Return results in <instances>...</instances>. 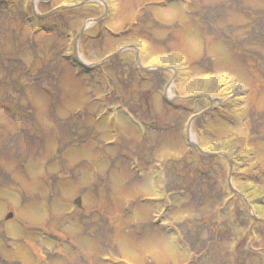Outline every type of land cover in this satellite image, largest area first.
Masks as SVG:
<instances>
[{"label":"rangeland","instance_id":"1","mask_svg":"<svg viewBox=\"0 0 264 264\" xmlns=\"http://www.w3.org/2000/svg\"><path fill=\"white\" fill-rule=\"evenodd\" d=\"M19 1L0 0V13L27 18L37 0ZM80 1L52 0L40 8L55 11L43 22H11L18 41L8 34L0 46V264H264V141L247 144L253 109L264 111V62L257 56L264 45L242 44L247 23L264 32V0H106L101 31L87 30L77 41L87 66L73 44L85 22L86 29L96 25L101 8L91 2L64 10ZM35 25L43 31L33 51L20 44ZM221 35L241 41L233 46ZM18 43L17 62L9 54ZM130 46L135 51H120ZM201 58L212 60L211 71L186 67ZM11 64L18 72L7 75ZM166 66L175 71L147 70ZM215 91L231 92L235 101L230 96L232 105L222 107L225 119L211 111L196 126L199 146L229 155L241 149L240 172L259 179L238 186L260 221L248 219V233L226 209L222 227L231 239L196 254L178 225L203 217L211 223L215 207L209 200L204 208L197 199L190 204L177 191L171 162L182 182L191 185L196 169L227 194L226 163L197 162L187 143L191 115L209 107L188 98L207 94L215 106L223 103ZM79 197L82 208L74 205Z\"/></svg>","mask_w":264,"mask_h":264},{"label":"trees","instance_id":"2","mask_svg":"<svg viewBox=\"0 0 264 264\" xmlns=\"http://www.w3.org/2000/svg\"><path fill=\"white\" fill-rule=\"evenodd\" d=\"M12 2L14 0H11ZM21 1V0H20ZM19 1V2H20ZM2 7H4L3 3H2ZM46 9L49 7V4L47 3H43L39 5V10L40 8ZM84 6H81L80 8L83 9ZM101 8V7H100ZM1 9V8H0ZM102 10V8H101ZM101 14V12H100ZM99 14V15H100ZM18 14H15V12H12L8 9H2L1 13H0V30L3 31L1 33L0 36V46L2 45V40L4 39V37L7 34H11V36L14 38L15 41H18L17 36H18V31L16 29H12L9 25L11 22H16L18 21V19H21L22 16H19L20 18L17 17ZM18 18V19H17ZM23 19V18H22ZM37 20V19H36ZM38 21V20H37ZM44 21V20H43ZM41 20H39L38 22H43ZM245 27L248 29L246 31V37L242 40V44H247L249 46H255V45H264V32L262 33H257L255 31V26L252 23H247L245 25ZM98 28L102 29V24L99 25H95L94 27H92L91 29H95ZM90 29V30H91ZM36 31H34L32 33L35 34ZM102 32H99L98 35L96 36V39H100L102 37ZM32 36L26 40V45L24 44H20L23 48L28 47L30 50L32 49L33 51H35V44L33 42V38ZM222 38V37H221ZM223 40L225 42L231 43L233 46H237V43L239 41H241V39H235L232 37H224L223 36ZM258 43V44H255ZM19 44L17 46L14 45V48L18 50ZM239 51H242V49H237ZM253 54V53H252ZM11 55L13 57L16 56V54H14V49L11 52ZM257 56L261 57L262 62H264V56H262V54L260 52H257ZM15 61H19L17 59H15ZM212 60L211 59H207V58H201L196 62L191 63L190 66H198L199 69L201 71H211L212 68V64H211ZM256 68L257 70L259 69L258 64H256ZM10 70V71H9ZM262 70H264V66H262ZM120 71H129V70H125V68H120ZM18 71H15V66L14 64H11L10 67L7 69V71H5V73L7 75H10L12 73H15ZM263 75H264V71H262ZM160 74V73H158ZM160 79V78H159ZM123 83H125V80L123 81ZM151 84V89L147 92V95L149 96L154 88V84H153V79L150 81ZM156 83V82H155ZM166 83V81L164 82V84ZM12 87L17 86L19 83L17 81L12 82ZM11 87V88H12ZM26 87V86H25ZM128 86L125 85V89H129L127 88ZM117 96L120 97L121 96V92H116ZM226 96V95H225ZM224 96V97H225ZM220 99H222L220 97ZM229 105L231 106L229 103H224L223 105H220L218 107H216L213 112H216L218 115L219 113L221 114V117H223L224 119L227 117L225 115L222 114L221 109L223 106ZM209 116V115H206ZM256 116V118H255ZM251 124H250V129H249V137L247 139V144L249 145L250 143L253 142H257V140L260 141H264V136L260 137V129L261 127L264 125V111L263 112H257L253 109V113L251 114ZM253 117L255 118V120L253 119ZM211 118H215L212 117ZM204 119V117H201L200 119H197L194 122V130L196 128V126L198 125V127L201 126V124L203 123L202 120ZM206 121V120H205ZM204 121V122H205ZM196 131V130H195ZM259 136L258 139H256L255 137ZM190 153H192L193 156H198L199 160H208L210 161L212 164L213 163H220V160L216 159V158H207V157H203L201 155H198L192 148L189 147ZM240 151H235L233 153V156L236 158V156L241 152V149H239ZM174 162H171V166L174 169ZM185 166H189L188 164ZM171 168L170 174L172 176V179L170 180L173 184H175V188L178 190L183 189L182 193L184 195H188V199L190 204H193L195 202V200L197 199V205L200 208H204L206 205H209L208 207L214 206V223H210L209 221H207L205 219V217L202 218V220H200V222H198V220H192V222L190 220H186L183 223H180L179 226V230L180 233H188V235L184 236L185 239V243H187L190 246V250L192 252H195L196 249V254L197 253H203L207 247L209 245H213V244H217L218 242H222L224 240H230L231 236L228 233L227 230H225L222 225H224L222 218L226 217L227 213L225 212L226 209H228L230 211V213H228L230 215V218L237 220L239 226L241 227H246L247 226V214H248V209L246 208V206L244 205L242 199H240V197L235 194L230 188H228L227 194L222 191L220 189V191H216V183L214 182H210V179L207 175L205 174H201L199 171H197L196 169L194 170V174H196V177L193 179V183L190 184H186L185 181L182 182V180L184 179V177L182 175H179L177 173H175V169L173 171V169ZM168 173V172H167ZM206 179L207 182H203V180ZM240 177L238 175V171H234V185H235V189L239 192H241V188H239V181ZM242 180V177H241ZM247 179L242 181L243 184L247 183ZM255 182H257V180L255 179ZM258 183V182H257ZM177 185H179V187H177ZM204 186H207L206 188H204ZM172 187V185H171ZM247 198V196H245ZM218 199L217 201H221L220 204L217 202H215L214 200ZM206 200H209V203L206 204L205 206L202 205L203 202H205ZM223 201H226L224 204L222 203ZM228 202L230 203L228 205ZM203 206V207H202ZM204 228H207L209 235H207L206 238H203L201 236V233L203 232ZM244 243V239H241L237 245H236V250L239 254L242 253V245ZM197 245V247H196ZM199 248V249H197Z\"/></svg>","mask_w":264,"mask_h":264},{"label":"water","instance_id":"3","mask_svg":"<svg viewBox=\"0 0 264 264\" xmlns=\"http://www.w3.org/2000/svg\"><path fill=\"white\" fill-rule=\"evenodd\" d=\"M33 9H34V12H35V6H33ZM53 12H55V11H51V12H49V13H47V14H45V15H41V16L38 15V17H39V18H46L47 16L51 15ZM35 13H36V12H35ZM105 15H106V10L104 11V15H103V17L100 18V19H98V20H96V22H97V21H101V20L105 17ZM74 52L76 53V48H75V47H74ZM191 98H194V97H191ZM197 117H199V115H197V116H195V117L192 118V120H191L190 123H189V126L192 124L193 120H195ZM189 142H190V145H191L192 147H194L199 153L204 154V155H207V156H211V154L204 153L203 151H201V150L199 149L197 143H195V142L193 143V142H191V141H189ZM218 156H222V157H225V158H226L225 155H218ZM231 172H232V164H231V161H230V176H231ZM74 203H75L76 205L80 206V198H78L77 200H75ZM9 216H11V215H9Z\"/></svg>","mask_w":264,"mask_h":264},{"label":"bare ground","instance_id":"4","mask_svg":"<svg viewBox=\"0 0 264 264\" xmlns=\"http://www.w3.org/2000/svg\"><path fill=\"white\" fill-rule=\"evenodd\" d=\"M190 138H191L192 140L195 139V138L193 137V134H192V133H190Z\"/></svg>","mask_w":264,"mask_h":264}]
</instances>
